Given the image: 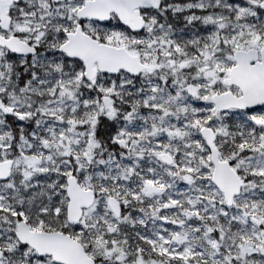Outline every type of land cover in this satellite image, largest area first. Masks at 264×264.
Instances as JSON below:
<instances>
[{"label": "snow or ice", "instance_id": "1", "mask_svg": "<svg viewBox=\"0 0 264 264\" xmlns=\"http://www.w3.org/2000/svg\"><path fill=\"white\" fill-rule=\"evenodd\" d=\"M0 264H264V0H0Z\"/></svg>", "mask_w": 264, "mask_h": 264}]
</instances>
